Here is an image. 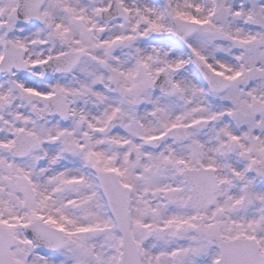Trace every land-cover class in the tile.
<instances>
[{
	"label": "snow or ice",
	"instance_id": "obj_1",
	"mask_svg": "<svg viewBox=\"0 0 264 264\" xmlns=\"http://www.w3.org/2000/svg\"><path fill=\"white\" fill-rule=\"evenodd\" d=\"M0 264H264V0H0Z\"/></svg>",
	"mask_w": 264,
	"mask_h": 264
}]
</instances>
